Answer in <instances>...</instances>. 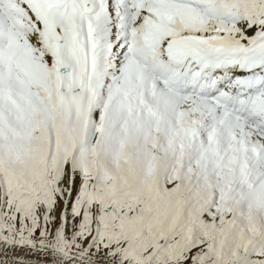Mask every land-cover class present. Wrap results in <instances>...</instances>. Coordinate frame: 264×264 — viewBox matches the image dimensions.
Wrapping results in <instances>:
<instances>
[{"label": "snow or ice", "instance_id": "snow-or-ice-1", "mask_svg": "<svg viewBox=\"0 0 264 264\" xmlns=\"http://www.w3.org/2000/svg\"><path fill=\"white\" fill-rule=\"evenodd\" d=\"M0 264H264V0H0Z\"/></svg>", "mask_w": 264, "mask_h": 264}]
</instances>
